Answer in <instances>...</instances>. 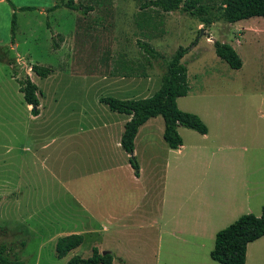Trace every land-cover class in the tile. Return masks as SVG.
I'll use <instances>...</instances> for the list:
<instances>
[{"label":"rangeland","instance_id":"rangeland-1","mask_svg":"<svg viewBox=\"0 0 264 264\" xmlns=\"http://www.w3.org/2000/svg\"><path fill=\"white\" fill-rule=\"evenodd\" d=\"M146 1L78 0L77 3L93 8L85 15L59 8L45 16L33 9H12L8 16L5 6L0 5V45L6 44L0 47V55L5 57V61L0 62V246L7 247V256L11 260L16 257L23 264H66L74 256L89 258L93 247L91 236H85V242L78 251L69 252L63 258L55 254V244L60 238L57 236L72 225L69 212L76 208V203L59 187V181L43 179L42 166L32 161L33 141L48 138L47 132L34 133V128L50 125L57 131L55 126L62 125V114L72 113V110L88 112V117L82 121L84 128L95 122L108 123L116 116L122 117L98 99L122 97L119 90L123 81L120 78H135L131 80V88L139 90L140 96L133 99L151 96L160 87L166 63L179 47H183L187 49L182 63L187 69L189 92L177 99V107L198 116L206 127L215 131L218 123L211 116L219 110L223 94L231 96L234 92L233 85H228L227 81L248 75V65L240 73L219 59L214 53L213 43H227L235 48L233 41L241 30L239 27L264 29V18L255 17L235 24L220 21L206 27L181 11L163 13L152 8L143 11L145 17L141 16L140 5ZM8 4L13 7V4ZM12 18L15 21L14 40L8 46ZM139 43H148L161 57L150 59ZM33 65L51 68L52 73L45 79L39 78L31 71ZM27 76L38 88L37 98L46 120L34 122L30 119L32 106L25 103L19 90V81ZM110 78L116 79V83L110 82ZM224 108L233 109V102L225 104ZM95 112H98L97 117ZM152 120V124L161 125L163 130L161 117ZM179 128L187 146L184 152L192 155L190 145L197 144L198 140L193 136L186 137L185 133L198 138L199 135ZM57 135L50 133L49 137ZM85 143L76 150L78 155L62 154L63 167L75 166L79 174L87 173L92 163ZM161 144L165 149L160 150L159 156L165 160L168 147L163 139ZM136 147V163L143 166L144 146L138 142ZM154 148L160 149L158 145ZM172 157L176 158L171 155V160ZM179 159L186 161L189 158ZM192 162L202 169V156L190 159L189 163ZM132 173L136 176L133 169ZM15 175L22 184L21 196L16 192L18 178ZM147 180L144 184H148ZM144 184L131 182L125 193L115 192V201L136 209L138 217L131 219L132 223L137 222L135 231L117 229L110 237L111 253L120 257L119 260H125L124 264H217L208 254L212 245L197 249L165 234L159 241L153 231L137 227L142 222L144 211L154 216L160 205V192L155 187L145 199ZM6 195L8 197L4 198ZM190 197L193 200L202 196L194 194ZM100 222L106 225L103 218ZM262 240L250 249L248 264H264ZM121 263L116 261V264Z\"/></svg>","mask_w":264,"mask_h":264},{"label":"crops","instance_id":"crops-1","mask_svg":"<svg viewBox=\"0 0 264 264\" xmlns=\"http://www.w3.org/2000/svg\"><path fill=\"white\" fill-rule=\"evenodd\" d=\"M8 3L13 4V7H9ZM56 3V0H0V5L5 6L8 16L13 12L12 9H33L45 16L52 13L49 10ZM239 28L241 30L233 44L242 50L231 46L242 62L238 71L243 73L248 65V75L227 81L228 85H233L234 92L231 96L223 94L219 110L211 116L213 121L218 123L215 131L208 126L206 134L193 131L199 138L185 133L186 137L193 136L198 140L197 144L190 145L192 155L184 152L187 146L178 128L182 146L178 149L168 148L165 151V160L163 156H159L160 150L165 149L161 146L164 128L162 130L161 125L152 124L151 121L154 120L150 119L139 127L134 139L135 159L138 158L137 143L140 142L144 146V165L137 164L138 175L133 176L130 156L120 144L129 116H116L108 123L91 122L89 127L84 128L82 121L88 117V112L72 110V113L62 114V125L55 126L57 131L52 130L50 125L33 129L34 133L47 132L48 138L33 141L32 161L42 166L43 179L59 181V187L71 195L76 203V208L69 212L72 225L57 236H83V243L72 250V253L84 244L85 236H91V253L92 249L96 248L101 255L103 252L110 253L112 264H116V261H122L121 264H124L125 260H119L120 257L117 258L111 253L110 237L117 229L122 232L135 231L137 222L132 223L131 219L138 217V214L131 206L125 207L124 204L117 203L115 192L125 193L131 182L141 185L145 179H148V184H144L143 188L145 199L155 187V190L160 192V205L154 216L148 215L147 210L144 211L142 222L140 221L137 227L140 230L153 231L159 241H162V235L165 234L182 244L196 246L197 249L199 246H213L216 233L240 216H260L264 207V29ZM13 40L10 24L7 45L10 46ZM3 46L6 44L0 45ZM134 79L120 78L123 81V87L119 90L122 97L115 98L128 100L140 96L139 90L131 88V80ZM109 81L116 83L114 78ZM231 102L234 104L233 109L224 108L225 104ZM97 113L95 112V117ZM46 118L40 104L37 107V115H30L34 122ZM102 130L107 132L100 133ZM50 133L58 135L50 138ZM88 134L91 135L87 137ZM90 138L91 141H86ZM83 142L88 145L92 166L87 173L81 175L75 171V166L69 169L63 167L62 154L78 155L76 150L80 149ZM156 145L159 150L154 148ZM171 155L176 156L172 157L173 161L170 159ZM199 156L203 158L201 170L192 165L193 162L189 163L190 159L194 160ZM178 157L189 159L181 161ZM163 161L165 163L161 164ZM15 176L18 178V175ZM21 191L22 184L18 178L16 192L19 196L23 194ZM194 194H200L202 197L191 200L190 196ZM6 197L8 195L4 196ZM101 218L105 220L106 225L100 222ZM262 239L264 237L247 246L245 264H248L250 249L259 241H263Z\"/></svg>","mask_w":264,"mask_h":264},{"label":"trees","instance_id":"trees-1","mask_svg":"<svg viewBox=\"0 0 264 264\" xmlns=\"http://www.w3.org/2000/svg\"><path fill=\"white\" fill-rule=\"evenodd\" d=\"M50 12L59 8L79 11L83 15L92 11V6H83L73 0H56ZM155 8L163 13L181 11L206 27L223 21L234 24L242 20L255 17L264 18V0H219L205 3L204 0H148L140 5L141 16L145 17L144 10ZM147 17V16H146ZM15 21L11 20V35L14 36ZM139 46L150 57L160 58L148 43H139ZM213 49L216 56L225 62L231 69L239 70L242 66L240 57L231 45L214 42ZM187 49L179 47L171 59L166 63L165 71L160 79V87L151 96L121 100L107 96L100 99L112 112L129 116L121 136V147L130 156L129 161L135 174L138 175V165L133 156L134 139L139 127L148 120L161 117L164 121L163 140L168 148L178 149L182 146V139L178 128L183 127L199 134H206L207 127L201 119L188 112H183L177 107V99L185 97L189 92L187 82V69L182 63ZM4 55H0V62H4ZM8 63V62H7ZM11 65L12 63H8ZM31 71L39 78H46L52 73L50 68L37 65L31 66ZM19 90L23 94L27 105L32 106L31 113L37 115L39 100L37 86L27 76L19 81ZM264 237V207L260 216L245 214L240 216L228 227L218 231L215 235L214 245L209 253L212 261L218 264H245L247 246ZM83 243V236L70 234L59 238L55 244V254L58 258L65 257L69 252L78 248ZM0 264H23L16 257L11 260L7 256V247L0 246ZM66 264H112L110 253L99 254L96 248L92 249L89 258L80 256L72 257Z\"/></svg>","mask_w":264,"mask_h":264},{"label":"water","instance_id":"water-1","mask_svg":"<svg viewBox=\"0 0 264 264\" xmlns=\"http://www.w3.org/2000/svg\"><path fill=\"white\" fill-rule=\"evenodd\" d=\"M106 252H103L102 255H104Z\"/></svg>","mask_w":264,"mask_h":264}]
</instances>
